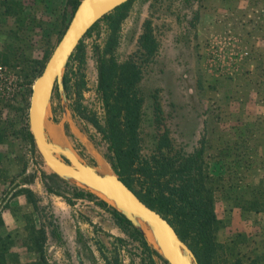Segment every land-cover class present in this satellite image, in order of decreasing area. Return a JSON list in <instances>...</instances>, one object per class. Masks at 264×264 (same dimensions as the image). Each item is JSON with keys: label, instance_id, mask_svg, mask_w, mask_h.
I'll return each instance as SVG.
<instances>
[{"label": "rangeland", "instance_id": "1", "mask_svg": "<svg viewBox=\"0 0 264 264\" xmlns=\"http://www.w3.org/2000/svg\"><path fill=\"white\" fill-rule=\"evenodd\" d=\"M19 1L25 14L34 18L33 58L46 64L72 7L67 0ZM2 10L0 51L15 41L13 32L19 28L16 18L6 17ZM149 23L158 43L151 59L138 51L139 37ZM106 27L102 21L83 39L86 81L79 101L88 117L73 109L76 93L67 96L65 108L55 88L47 133L86 163L113 169L97 90V48L102 59ZM115 55L120 62L134 57L142 65L138 96L143 154L149 155L159 134L168 129L185 152H203L211 174H222L237 184L260 185L264 178V0H132ZM0 67L21 89L10 96L1 91L0 82V216L8 222L0 233L10 235L9 264L39 258L28 226L31 220L44 231L49 264H168L106 201L48 168L38 149H33L31 136L25 135H30L34 82L30 83L22 62L7 64L0 59ZM76 71L77 63L70 59L64 83L69 76L73 84ZM3 87L6 90V84ZM26 188L33 191L30 200L22 192ZM215 211L221 220L217 241L229 244L245 262L255 260L264 249V211H244L222 191L216 192Z\"/></svg>", "mask_w": 264, "mask_h": 264}, {"label": "trees", "instance_id": "2", "mask_svg": "<svg viewBox=\"0 0 264 264\" xmlns=\"http://www.w3.org/2000/svg\"><path fill=\"white\" fill-rule=\"evenodd\" d=\"M79 2L80 0H67V5L72 7V14L63 33ZM131 2L129 0L104 16L85 35L90 36L102 21L106 23L102 48L103 68L97 90L102 97L105 120L101 128L109 142L107 158L120 178L145 203L169 220L179 236L195 252L200 264H258L264 261V249L255 260L247 263L243 257L236 256L234 248H230L229 244L217 241L216 231L221 220L215 211V201L216 192L222 191L227 199L244 211H264V178H261L258 186L252 183L237 184L222 174H211L204 165L203 152H185L171 139L168 129L159 134L151 153L143 154L140 132L141 99L138 96L142 65L134 57L120 62L115 55L120 43L122 23L128 15ZM0 7L3 9L2 14L15 17L19 22V28L13 32L15 41L0 51V59L7 64L22 62L32 84L45 67V64L33 58L31 52L34 18L25 14L24 3L19 0H2ZM83 39L71 58V62L77 63L76 74L74 72L76 80L72 84V78L65 77V88L67 95L77 94V100L72 102L73 109L86 119V110L79 101L86 81L87 49ZM138 43V51L143 57L151 59L158 48L151 23L139 37ZM21 129L26 131V128ZM25 135L26 138L30 137L28 132ZM2 138L1 136L0 140ZM47 188L52 191L50 187ZM22 192L27 194L29 200L33 195L29 188ZM120 216L123 221L131 224L123 214ZM3 225L4 220L0 216V227ZM28 226L40 256L30 263L18 261L10 264H49L44 253L43 229L37 227L34 220ZM9 238V234L0 233V264H9Z\"/></svg>", "mask_w": 264, "mask_h": 264}, {"label": "water", "instance_id": "3", "mask_svg": "<svg viewBox=\"0 0 264 264\" xmlns=\"http://www.w3.org/2000/svg\"><path fill=\"white\" fill-rule=\"evenodd\" d=\"M129 0H80L65 32L32 86L29 130L32 147L37 148L48 168L57 176L73 181L96 194L123 214L168 264H200L190 246L160 212L145 203L110 168H97L83 161L71 148L49 138L47 117L55 88L64 107L67 91L65 70L87 32L104 16ZM98 73L103 63L97 48ZM103 193V194H101Z\"/></svg>", "mask_w": 264, "mask_h": 264}, {"label": "built area", "instance_id": "4", "mask_svg": "<svg viewBox=\"0 0 264 264\" xmlns=\"http://www.w3.org/2000/svg\"><path fill=\"white\" fill-rule=\"evenodd\" d=\"M0 82H1V91L4 94L13 96L16 92L21 89L17 86L14 79L7 73L6 68L0 67ZM6 84V90L3 85Z\"/></svg>", "mask_w": 264, "mask_h": 264}, {"label": "crops", "instance_id": "5", "mask_svg": "<svg viewBox=\"0 0 264 264\" xmlns=\"http://www.w3.org/2000/svg\"><path fill=\"white\" fill-rule=\"evenodd\" d=\"M18 92H19V91H18ZM5 223H8V222H6V221L4 220V224H5ZM18 223H20V222H18Z\"/></svg>", "mask_w": 264, "mask_h": 264}, {"label": "bare ground", "instance_id": "6", "mask_svg": "<svg viewBox=\"0 0 264 264\" xmlns=\"http://www.w3.org/2000/svg\"><path fill=\"white\" fill-rule=\"evenodd\" d=\"M101 194H103V193H101ZM104 195V194H103Z\"/></svg>", "mask_w": 264, "mask_h": 264}]
</instances>
